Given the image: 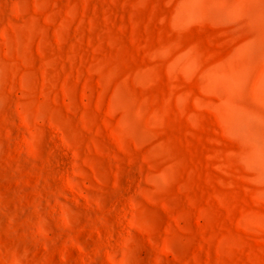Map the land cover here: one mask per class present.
Returning a JSON list of instances; mask_svg holds the SVG:
<instances>
[{"label":"rangeland","instance_id":"rangeland-1","mask_svg":"<svg viewBox=\"0 0 264 264\" xmlns=\"http://www.w3.org/2000/svg\"><path fill=\"white\" fill-rule=\"evenodd\" d=\"M0 264H264V0H0Z\"/></svg>","mask_w":264,"mask_h":264}]
</instances>
